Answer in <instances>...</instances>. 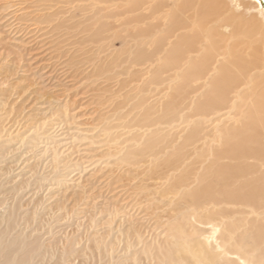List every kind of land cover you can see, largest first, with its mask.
I'll use <instances>...</instances> for the list:
<instances>
[{
    "label": "bare ground",
    "instance_id": "bare-ground-1",
    "mask_svg": "<svg viewBox=\"0 0 264 264\" xmlns=\"http://www.w3.org/2000/svg\"><path fill=\"white\" fill-rule=\"evenodd\" d=\"M85 1L99 26L107 23L111 28L109 19L115 18V28L126 31L132 25L127 24L141 19V71L146 70V82L157 85L159 92L169 89L159 113L153 105L142 104L141 118L127 122L141 130V142L124 147L122 159L131 152L141 155V200L157 213L166 205L170 215L157 219L152 230L141 228L133 243L129 236L134 231L120 229L109 238L111 232L94 230L87 234V243L73 235L61 247L60 238L46 228L45 216L23 208L21 199L29 191L23 163L21 182L11 184L9 178V184L3 183L8 186L0 185L1 192L14 197L0 214V264H76L77 258V264H264L261 2ZM221 16L225 21L218 25H231L229 34L214 28V18ZM5 94L0 93V166L28 149L38 156L49 152L48 123L40 124L45 130L39 131L36 121L25 119L16 133L8 126L15 112L11 95ZM131 136H137L135 131ZM61 160L54 151L49 176L31 177L40 185L56 181L64 176L57 174L59 165L70 169ZM121 243L124 247L118 248Z\"/></svg>",
    "mask_w": 264,
    "mask_h": 264
},
{
    "label": "rangeland",
    "instance_id": "rangeland-1",
    "mask_svg": "<svg viewBox=\"0 0 264 264\" xmlns=\"http://www.w3.org/2000/svg\"><path fill=\"white\" fill-rule=\"evenodd\" d=\"M85 2L0 0V93L11 95L15 112L8 126L16 133L25 119L39 126L48 123L46 135H52L48 154L38 156L28 149L1 165L0 170H7L0 171V185L8 186L9 178L11 184L21 182L18 174L25 164L22 174L29 191L21 199L23 208L45 216L46 228L60 238L61 247L73 235L87 243V234L94 230L111 232L109 238L120 229L134 231L135 236H129L133 243L141 228L152 230L157 219L164 221L170 215L166 205L157 213L141 200V155L124 153L127 157L122 159L124 147L141 142V130L127 122L141 118L142 107L150 104L159 113L169 89L159 92L157 85L146 82V70L141 71V19L127 24L132 25L126 31L115 28V18L103 19L112 21L111 28L107 23L99 26ZM214 20L217 26L211 24L217 28L225 18ZM230 27L219 28L229 34ZM263 48L260 45L258 52ZM132 131L137 136H131ZM54 151L70 169L59 165L57 174L64 176L40 185L36 177L49 176ZM0 194L1 214L14 197Z\"/></svg>",
    "mask_w": 264,
    "mask_h": 264
},
{
    "label": "water",
    "instance_id": "water-1",
    "mask_svg": "<svg viewBox=\"0 0 264 264\" xmlns=\"http://www.w3.org/2000/svg\"><path fill=\"white\" fill-rule=\"evenodd\" d=\"M259 1L261 2V5H262V7L264 9V0H259Z\"/></svg>",
    "mask_w": 264,
    "mask_h": 264
}]
</instances>
